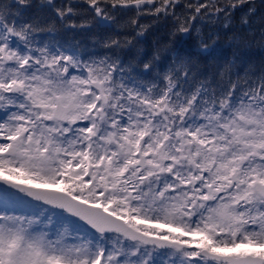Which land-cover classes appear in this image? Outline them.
Segmentation results:
<instances>
[{"label":"snow or ice","instance_id":"obj_1","mask_svg":"<svg viewBox=\"0 0 264 264\" xmlns=\"http://www.w3.org/2000/svg\"><path fill=\"white\" fill-rule=\"evenodd\" d=\"M255 14L0 0V264H264ZM160 21L168 38L146 50Z\"/></svg>","mask_w":264,"mask_h":264},{"label":"trees","instance_id":"obj_2","mask_svg":"<svg viewBox=\"0 0 264 264\" xmlns=\"http://www.w3.org/2000/svg\"><path fill=\"white\" fill-rule=\"evenodd\" d=\"M252 6L256 9L255 16L252 17V23L250 27L255 31L257 38L259 37L260 27L262 23V17H264V0H252ZM248 5L238 9L233 13V28L236 31L245 32L246 28H242L239 24L240 17L245 14ZM151 17H144L141 19V23H150ZM171 26L170 21H160L155 23L150 29L149 33L142 41L143 46L146 50H151L158 43H163L168 38L169 29ZM130 31V30H129ZM223 37V33H222ZM231 49L228 47L227 40L222 38L220 41V54L229 55ZM250 58L259 64L261 60H264V51H262L259 45H254L250 50Z\"/></svg>","mask_w":264,"mask_h":264},{"label":"flooded vegetation","instance_id":"obj_3","mask_svg":"<svg viewBox=\"0 0 264 264\" xmlns=\"http://www.w3.org/2000/svg\"><path fill=\"white\" fill-rule=\"evenodd\" d=\"M87 179V178H86Z\"/></svg>","mask_w":264,"mask_h":264}]
</instances>
